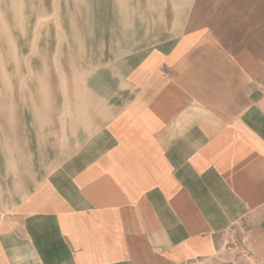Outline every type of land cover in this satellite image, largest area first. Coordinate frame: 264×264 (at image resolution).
I'll return each instance as SVG.
<instances>
[{
  "label": "crops",
  "instance_id": "0c3cea01",
  "mask_svg": "<svg viewBox=\"0 0 264 264\" xmlns=\"http://www.w3.org/2000/svg\"><path fill=\"white\" fill-rule=\"evenodd\" d=\"M68 1L106 98L9 192L0 264H264V0Z\"/></svg>",
  "mask_w": 264,
  "mask_h": 264
},
{
  "label": "rangeland",
  "instance_id": "374dc122",
  "mask_svg": "<svg viewBox=\"0 0 264 264\" xmlns=\"http://www.w3.org/2000/svg\"><path fill=\"white\" fill-rule=\"evenodd\" d=\"M68 6V0H0V219L9 192L25 187L45 148L52 153L92 127L88 112L106 98L102 85L86 82L98 70L70 67ZM70 10L84 15L73 2Z\"/></svg>",
  "mask_w": 264,
  "mask_h": 264
}]
</instances>
